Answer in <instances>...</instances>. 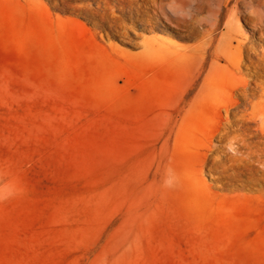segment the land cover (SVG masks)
<instances>
[{"label":"rangeland","instance_id":"1","mask_svg":"<svg viewBox=\"0 0 264 264\" xmlns=\"http://www.w3.org/2000/svg\"><path fill=\"white\" fill-rule=\"evenodd\" d=\"M242 77L264 0H0V264H264Z\"/></svg>","mask_w":264,"mask_h":264},{"label":"bare ground","instance_id":"2","mask_svg":"<svg viewBox=\"0 0 264 264\" xmlns=\"http://www.w3.org/2000/svg\"><path fill=\"white\" fill-rule=\"evenodd\" d=\"M174 27H176L175 24ZM252 73L255 75L257 72L255 73L254 71ZM211 76L204 78L203 85H214L218 82V78ZM250 81L254 86H251ZM258 81L254 78L248 79V77H242L237 80L233 79V85L231 84L232 89H240L237 90V94L234 95L233 93H228L227 95L220 97L207 95L206 97L207 99L214 100L217 106L224 109L230 117L234 116L233 110L238 108L239 105H241L243 109L251 108L253 113L247 118V120L245 118L242 119V121L244 123L248 122L250 124H258L260 127L264 128V103L261 101V99L264 98V82L262 83L261 81ZM253 89L259 90L258 95H255V93L251 91Z\"/></svg>","mask_w":264,"mask_h":264}]
</instances>
